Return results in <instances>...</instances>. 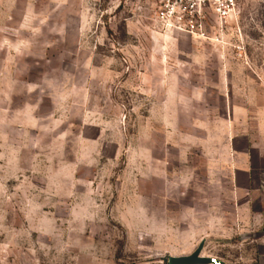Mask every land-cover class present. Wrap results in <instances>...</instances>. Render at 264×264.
<instances>
[{
    "label": "rangeland",
    "instance_id": "1",
    "mask_svg": "<svg viewBox=\"0 0 264 264\" xmlns=\"http://www.w3.org/2000/svg\"><path fill=\"white\" fill-rule=\"evenodd\" d=\"M158 10L0 0V264H264V0Z\"/></svg>",
    "mask_w": 264,
    "mask_h": 264
},
{
    "label": "built area",
    "instance_id": "2",
    "mask_svg": "<svg viewBox=\"0 0 264 264\" xmlns=\"http://www.w3.org/2000/svg\"><path fill=\"white\" fill-rule=\"evenodd\" d=\"M245 0H159L157 22L167 32L204 36L208 22L223 31Z\"/></svg>",
    "mask_w": 264,
    "mask_h": 264
},
{
    "label": "water",
    "instance_id": "3",
    "mask_svg": "<svg viewBox=\"0 0 264 264\" xmlns=\"http://www.w3.org/2000/svg\"><path fill=\"white\" fill-rule=\"evenodd\" d=\"M215 263L213 259L200 257L194 254L187 258H171L169 264H212Z\"/></svg>",
    "mask_w": 264,
    "mask_h": 264
},
{
    "label": "crops",
    "instance_id": "4",
    "mask_svg": "<svg viewBox=\"0 0 264 264\" xmlns=\"http://www.w3.org/2000/svg\"><path fill=\"white\" fill-rule=\"evenodd\" d=\"M263 173H264V170H263ZM264 178V177H263ZM264 180V179H263ZM264 182V181H263ZM263 188H264V185H263ZM261 195L263 194V201H261V203L263 204H260L261 205V210L263 212V215H264V189L260 191Z\"/></svg>",
    "mask_w": 264,
    "mask_h": 264
}]
</instances>
